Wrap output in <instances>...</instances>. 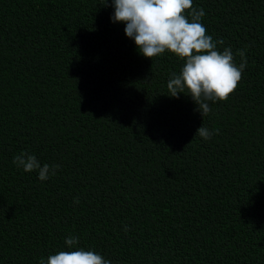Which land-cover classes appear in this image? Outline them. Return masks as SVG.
Returning a JSON list of instances; mask_svg holds the SVG:
<instances>
[{"label": "trees", "instance_id": "16d2710c", "mask_svg": "<svg viewBox=\"0 0 264 264\" xmlns=\"http://www.w3.org/2000/svg\"><path fill=\"white\" fill-rule=\"evenodd\" d=\"M105 3L0 0V264L69 236L111 264H264V0H193L247 57L204 117L169 96L183 61L145 58ZM20 152L60 167L41 181Z\"/></svg>", "mask_w": 264, "mask_h": 264}, {"label": "clouds", "instance_id": "9594fccd", "mask_svg": "<svg viewBox=\"0 0 264 264\" xmlns=\"http://www.w3.org/2000/svg\"><path fill=\"white\" fill-rule=\"evenodd\" d=\"M111 6L112 22L125 24V35L134 41L141 55L152 60L167 51L183 61L179 73H171L167 81L170 97L179 98L181 93L190 96L196 111L204 117L211 111L210 103L225 101L235 91L247 67L246 49L235 53L230 47L218 50L217 45L223 41L207 34L201 22L206 13L202 7H194L193 0H111ZM214 134H219V129L209 130L202 124L195 136L208 140ZM12 162L24 172H36L41 181L54 176L60 167L42 165L28 152L15 155ZM73 202L78 204L79 199ZM124 230L129 229L125 226ZM78 241L79 237H67L68 250L42 257L39 264H111L99 253L78 247Z\"/></svg>", "mask_w": 264, "mask_h": 264}]
</instances>
